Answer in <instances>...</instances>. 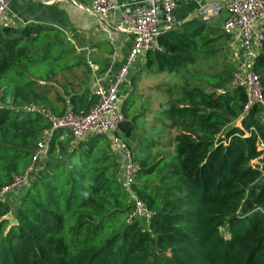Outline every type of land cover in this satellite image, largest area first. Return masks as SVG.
Listing matches in <instances>:
<instances>
[{
  "label": "trees",
  "instance_id": "16d2710c",
  "mask_svg": "<svg viewBox=\"0 0 264 264\" xmlns=\"http://www.w3.org/2000/svg\"><path fill=\"white\" fill-rule=\"evenodd\" d=\"M196 22L161 33L163 52L145 54L122 109L118 136L139 165L134 190L153 214L150 225L127 221L132 203L108 139L57 131L17 204L0 202V264H264V105L244 114L246 92L231 87L225 66L206 78L192 74L229 41L210 20ZM76 50L58 27L0 28V189L30 166L50 128L23 106L62 116L86 115L97 103L86 87L91 67ZM255 70L264 88V52ZM166 76L170 97L154 115L176 130L173 151L153 155L151 139L133 152L135 90L143 77Z\"/></svg>",
  "mask_w": 264,
  "mask_h": 264
},
{
  "label": "built area",
  "instance_id": "2783aa9c",
  "mask_svg": "<svg viewBox=\"0 0 264 264\" xmlns=\"http://www.w3.org/2000/svg\"><path fill=\"white\" fill-rule=\"evenodd\" d=\"M180 1L145 0V5L138 7L134 13L122 15L119 29L134 35L133 46L117 77L108 87L103 85V78L95 80L92 95L97 99V103L88 114L76 115L67 111L66 114L57 116L45 107L35 104L21 108L27 114L43 117L50 128L42 133L30 166L22 174H13L12 182L0 189V202L6 201L14 192L29 188L36 176L38 165L46 159L55 132H68L76 141L88 137H106L112 152L119 159L120 181L131 199L132 208L127 216L128 223L142 219L147 226L150 225L153 214L134 190L139 165L132 151L118 136L120 125L124 121L122 109L125 102V97H122L120 92L141 56L148 51L163 52L158 38L162 27L168 31L174 26V13ZM91 7L98 19L105 22L113 18L118 10L129 7V4H118L111 0H91ZM223 12L227 17L222 30L229 38L233 64L236 67L231 87L245 90L247 103L244 114H247L253 106L264 105V88L255 70L256 62L264 52V0H212L202 9L201 15L203 21H209L210 17L221 18ZM11 27H14V20L10 17V1L0 0V28ZM135 71H138V68Z\"/></svg>",
  "mask_w": 264,
  "mask_h": 264
},
{
  "label": "crops",
  "instance_id": "0c3cea01",
  "mask_svg": "<svg viewBox=\"0 0 264 264\" xmlns=\"http://www.w3.org/2000/svg\"><path fill=\"white\" fill-rule=\"evenodd\" d=\"M9 1L10 17L14 20L15 28L39 24L58 27L66 35L74 37L70 40L76 44L77 53L86 59L92 70L90 82L86 86L91 94L96 79L103 78L105 87L115 80L133 46L134 35L119 29L122 15L132 14L138 7L145 5V0H111L118 4L127 3L129 7L118 10L113 18L101 22L92 11L91 0ZM210 2L212 0H181L174 13V26L190 23L191 12L198 13L202 21V9ZM163 30L167 31L162 27ZM58 90L63 96V90ZM65 98L68 100V97Z\"/></svg>",
  "mask_w": 264,
  "mask_h": 264
},
{
  "label": "rangeland",
  "instance_id": "374dc122",
  "mask_svg": "<svg viewBox=\"0 0 264 264\" xmlns=\"http://www.w3.org/2000/svg\"><path fill=\"white\" fill-rule=\"evenodd\" d=\"M189 15L191 18L190 23L193 24L189 26V28H193L197 24L196 20L201 21V18L198 16L199 15L198 13L191 12V14ZM222 15L223 16L221 18L220 17H210L211 19H209L210 20L209 25L211 27H214L215 29L220 30V32L222 30L224 20L227 17V14L225 12H223ZM184 23L185 22H183L182 25ZM174 24H175V20H174ZM181 29L183 30V28ZM67 36L71 40H73L74 38L71 34ZM74 43H77V42L75 41ZM232 53L233 52L229 45V41L227 40V44L223 47V50L221 51L220 54H218L213 60L203 62L196 68L191 69V72L193 75L195 74V75L201 76L202 78H206L208 76H213L216 73H222L224 70V66H225L227 69L230 70L229 72L232 77L236 69L235 65L233 64ZM144 61H145V55L141 56L138 59L137 64L131 70L130 75L127 78V82L124 84L123 88L121 89L120 94L122 97L126 95L125 99L127 98L129 94L133 92L132 89H134L132 85L130 84L131 77H133V75L136 73L135 70L137 69V67L138 68L140 66L143 67ZM225 76L229 77V75H225ZM187 79H189L190 81L194 80L191 74L187 75ZM168 81H170L169 76L162 77V78H153V80L146 79L145 77H143L139 83L138 89L135 90L136 92L135 94L137 97L135 99L133 108L130 111L129 119L132 120L134 117H137V116H141V117L136 122L138 132L136 133L135 139L132 141L133 152H134L135 146L144 145L146 144L147 141H150L151 139L155 141V147L151 151L153 155L159 154L160 156H168L173 151V140L177 133L176 130H170L168 128L163 127L157 121V119H155V115H154L155 109L160 103L159 100L162 99L163 101H165L167 97H170V94L168 95L167 85H166ZM195 83H197L200 86L208 87L204 79H199V81ZM147 119L149 122L147 121ZM154 125L158 127L159 129H161L160 138H158L159 135L158 136L156 135L155 129H153L152 132L149 133L150 129ZM239 125H240V122L239 121L236 122V126H239ZM20 192H22V190L12 193L11 195L8 196L6 201L12 202V204L16 205L18 202L17 198L21 197ZM7 219L9 220L11 225L15 224L13 215H9Z\"/></svg>",
  "mask_w": 264,
  "mask_h": 264
},
{
  "label": "water",
  "instance_id": "95a60500",
  "mask_svg": "<svg viewBox=\"0 0 264 264\" xmlns=\"http://www.w3.org/2000/svg\"><path fill=\"white\" fill-rule=\"evenodd\" d=\"M162 32H164V30Z\"/></svg>",
  "mask_w": 264,
  "mask_h": 264
}]
</instances>
